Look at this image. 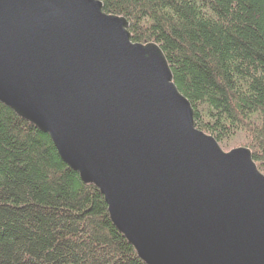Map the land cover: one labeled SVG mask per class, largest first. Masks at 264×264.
Wrapping results in <instances>:
<instances>
[{"label":"water","instance_id":"1","mask_svg":"<svg viewBox=\"0 0 264 264\" xmlns=\"http://www.w3.org/2000/svg\"><path fill=\"white\" fill-rule=\"evenodd\" d=\"M0 102L95 186L145 264H264V174L196 127L155 43L99 0H0Z\"/></svg>","mask_w":264,"mask_h":264},{"label":"trees","instance_id":"2","mask_svg":"<svg viewBox=\"0 0 264 264\" xmlns=\"http://www.w3.org/2000/svg\"><path fill=\"white\" fill-rule=\"evenodd\" d=\"M99 1L132 42L160 47L197 129L248 148L264 174V0ZM0 264H145L100 191L1 102Z\"/></svg>","mask_w":264,"mask_h":264},{"label":"rangeland","instance_id":"3","mask_svg":"<svg viewBox=\"0 0 264 264\" xmlns=\"http://www.w3.org/2000/svg\"><path fill=\"white\" fill-rule=\"evenodd\" d=\"M233 142H234V141H232V142H231V143H229L228 145L232 144ZM228 145H227V146H228ZM227 146H226L225 148H224V147H222V149H223L224 151H226V152H228V151H230V150H232V149H234V148H235V147H234V148H232V149H231V148H227ZM231 146H232V145H231ZM231 146H229V147H231ZM106 205H107V204H106ZM107 208H108V206H107Z\"/></svg>","mask_w":264,"mask_h":264}]
</instances>
